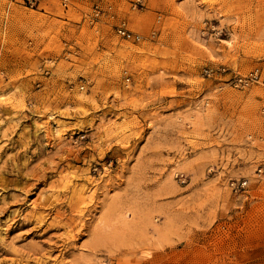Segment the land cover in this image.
<instances>
[{"label":"rangeland","instance_id":"374dc122","mask_svg":"<svg viewBox=\"0 0 264 264\" xmlns=\"http://www.w3.org/2000/svg\"><path fill=\"white\" fill-rule=\"evenodd\" d=\"M30 1L0 0V264H264V87L224 83L264 75V0H114L140 42Z\"/></svg>","mask_w":264,"mask_h":264},{"label":"built area","instance_id":"2783aa9c","mask_svg":"<svg viewBox=\"0 0 264 264\" xmlns=\"http://www.w3.org/2000/svg\"><path fill=\"white\" fill-rule=\"evenodd\" d=\"M77 4L84 5L91 11L90 17L94 20H99L100 17H109L112 20H115L114 25V31L117 34V36L126 39V40H132L134 42H140L142 41L143 37L135 33L131 30L129 22L125 18H121L117 15L115 12V3L114 0H75ZM31 2V1H30ZM35 1L31 2V5L35 6ZM72 0H63V5L68 8L69 5L72 4ZM131 5L133 6V9H145V3L143 0H133L130 1ZM161 17L159 16L157 19V24H160ZM155 36V33L153 34ZM227 72L226 68H206L204 70V77L209 79H218L221 78L223 75H225ZM221 80V79H220ZM130 79L127 80L129 82ZM224 83L226 85H230L236 89H247L251 87L254 84H260L264 87V75L263 73L256 69L253 71H250L247 74H238L234 73L232 77L225 80ZM85 87H81V90H84ZM264 113V109H263ZM235 185V184H234ZM246 187V183L242 185V188ZM101 264H111V263H101Z\"/></svg>","mask_w":264,"mask_h":264}]
</instances>
